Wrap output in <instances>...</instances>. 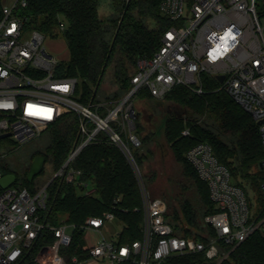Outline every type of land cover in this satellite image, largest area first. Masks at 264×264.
I'll return each mask as SVG.
<instances>
[{"label": "built area", "instance_id": "built-area-1", "mask_svg": "<svg viewBox=\"0 0 264 264\" xmlns=\"http://www.w3.org/2000/svg\"><path fill=\"white\" fill-rule=\"evenodd\" d=\"M27 3L28 0H12L0 7V140L13 137L17 143L13 150L18 149L40 136L64 113L76 112L81 140L53 178L60 176L68 183L75 182L81 171L71 163L103 132L128 159L142 191V204L135 209L143 215L142 238L120 244L117 239L101 235L83 261L117 264L134 258L137 264H152L175 254L197 251H205L212 259L218 256L216 240L234 248L255 231L264 233V215L251 212L249 196L205 142L189 149L186 158L209 185L217 211L206 216L205 221L215 229L217 239L207 245L176 233L166 218V201L152 198L146 191L130 145H140L133 107V97L139 90L147 89L158 100L177 85L202 93L205 76L218 80L223 75V81L218 80L220 88L256 122L264 121V0L261 4L258 0H162L160 9L172 24L154 54L137 60L131 89L113 106L104 102L83 104L74 97L77 78L59 72L58 59L44 45L46 35L28 28L18 14V7ZM100 108H106V114ZM259 132L264 151V122ZM6 133L9 135L2 137ZM183 134L189 135V130ZM9 153L0 145V159ZM261 165L264 168V158ZM3 176L0 168V179ZM50 181L34 190L0 185V264L16 263L45 230L53 231L55 240L41 248L39 264L83 262L73 256L69 263L62 253L77 226H54L42 218ZM111 220L114 214L107 212L87 218L82 228L102 234L104 225Z\"/></svg>", "mask_w": 264, "mask_h": 264}, {"label": "trees", "instance_id": "trees-1", "mask_svg": "<svg viewBox=\"0 0 264 264\" xmlns=\"http://www.w3.org/2000/svg\"><path fill=\"white\" fill-rule=\"evenodd\" d=\"M105 1L28 0L26 6L18 7V14L28 28L50 37L61 35L64 38L69 60L59 64V72L77 78L74 97L83 104L104 102L113 106L127 94L132 87L137 60L154 54L165 30L172 24L160 9L162 0H131L128 7V0H108L112 11L107 15L101 12ZM2 3L0 0V7ZM63 20L66 25H63ZM107 78L118 85V89L112 99L104 101L99 94ZM97 85L98 91L93 98ZM220 85L217 79L205 76L202 93L177 85L164 97L171 103L166 106L163 128L168 148L162 151H166V155H170L179 166L183 177L161 192V198L167 203L166 218L176 233L207 245L217 239V234L205 217L216 212L217 208L210 198L208 183L199 177L186 158L187 151L198 143L205 142L212 147L218 160L230 170L233 181L248 196L246 184L256 189L261 204L258 213L264 215V168L261 167L264 151L259 125ZM136 95L154 98L147 89L139 90ZM99 111L106 114V108ZM185 129L189 130V135L183 134ZM135 132L140 145H130L145 183L146 178L160 173L161 163L157 161L156 154L162 151L157 149L155 132L142 125L138 115ZM41 135L45 136V141L32 153V157L41 156L44 164L51 166L53 173L48 180L36 184V176L29 179L2 161L0 168L4 175H16L14 186L19 188L34 190L51 180L47 186V208L42 212V218L54 226L62 223L77 226L71 243L62 248L69 263L73 256L80 261L89 257L92 244L87 231L82 228L89 217L111 212L114 220L123 225L117 237L120 244H131L141 239L143 215L135 209L142 204V191L137 175L122 150L111 143L105 133L99 132L71 163L81 174L75 182L68 183L60 176H53L81 140L79 115L76 112L64 113ZM123 136L126 138L125 133ZM44 171L43 168L41 173ZM90 185L92 190H88ZM145 189L151 197L146 183ZM54 240L53 231H43L36 243L14 264H39V251ZM215 243L218 246L215 258H208L205 251H197L175 254L152 264H264V233L259 230L234 248L221 240ZM225 254L227 257L218 262ZM117 264L137 263L130 258Z\"/></svg>", "mask_w": 264, "mask_h": 264}, {"label": "rangeland", "instance_id": "rangeland-1", "mask_svg": "<svg viewBox=\"0 0 264 264\" xmlns=\"http://www.w3.org/2000/svg\"><path fill=\"white\" fill-rule=\"evenodd\" d=\"M12 0H3L5 3H10ZM262 0H258V4H261ZM110 3L105 1L102 5V14L111 13ZM63 25H66L65 20H63ZM44 45L47 50L54 55L59 63H66L69 60V50L67 43L61 35L56 37H50L46 35L44 40ZM118 89V85L113 84L109 78L106 79L102 86V92L99 94V98L108 101L112 99L115 91ZM109 97V98H107ZM169 102L166 98L157 100L156 98L140 97L135 95L133 97V107L135 113L142 119L143 124L146 125L147 129L155 132L157 139V149L161 151L167 147L166 141L164 139V114L166 112V106ZM45 141V136L41 135L25 145L19 147L18 149L13 148L17 145L16 140L12 138H4L0 140V145H2L6 151H11L7 157L1 158L0 161L3 163L11 165L19 174H24L27 178L36 176L37 183L42 184L43 181L48 180L52 176L51 166L44 164L41 156L32 157V153L38 149ZM166 151H157L156 159L161 165L160 173L151 178H146V186L149 190L151 197H163L161 192L169 188L170 185L174 184V181H180L183 179L180 174L179 166L173 161L170 155H166ZM44 168V173H41V169ZM36 182V181H35ZM178 188V187H177ZM92 189V185L89 186L88 190ZM247 192L250 196L251 212L253 214H258L260 210V202L258 200V193L256 189L251 184H246ZM122 222L118 220H111L107 222L103 227L102 234H97L92 230H87V235L91 244L94 243L101 235L108 239H117V234L122 228ZM39 255V254H38ZM227 257V254L220 257V262L223 258ZM79 264H97L96 260H86Z\"/></svg>", "mask_w": 264, "mask_h": 264}, {"label": "water", "instance_id": "water-1", "mask_svg": "<svg viewBox=\"0 0 264 264\" xmlns=\"http://www.w3.org/2000/svg\"><path fill=\"white\" fill-rule=\"evenodd\" d=\"M130 1H131V0H128V1H127V7L129 6ZM117 32H118V30H117ZM115 37H116V36H115ZM114 41H115V38H114V40H113V42H112V45H111L110 51H111L112 48H113ZM104 69H105V68H103V72H104ZM223 79H224V76H223V75H219V76H218V80H219L220 82H222ZM99 83H100V80H99V82H98V85H99ZM98 85H97L96 88L94 89L93 98H94L95 95L97 94V91H98ZM91 103H92V102H91ZM262 122H264V121H258L257 124L260 125ZM8 135H9V133L3 134L2 137H6V136H8ZM261 167H262V165H261ZM42 169H43V168H42ZM42 169H41V170H42ZM41 170H40V171H41ZM33 177H34V176H33ZM33 177H31L30 179H32ZM15 181H16V175H15V174H13V173L5 174V175L0 179V185H1L3 188H7V187H9L10 185L14 184Z\"/></svg>", "mask_w": 264, "mask_h": 264}, {"label": "crops", "instance_id": "crops-1", "mask_svg": "<svg viewBox=\"0 0 264 264\" xmlns=\"http://www.w3.org/2000/svg\"><path fill=\"white\" fill-rule=\"evenodd\" d=\"M65 42H66V41H65ZM157 100H158V99H157ZM139 119H140L141 124L144 125L142 119H141V118H139ZM144 126H146V125H144ZM90 190H92V189H90Z\"/></svg>", "mask_w": 264, "mask_h": 264}]
</instances>
